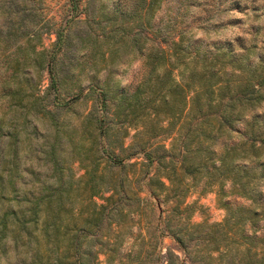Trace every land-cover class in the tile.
Wrapping results in <instances>:
<instances>
[{
	"label": "trees",
	"instance_id": "trees-1",
	"mask_svg": "<svg viewBox=\"0 0 264 264\" xmlns=\"http://www.w3.org/2000/svg\"><path fill=\"white\" fill-rule=\"evenodd\" d=\"M162 1L88 0L86 29L76 35L80 56L67 58L86 71L102 111L89 113L79 129H56L45 150L52 180L37 179L19 192L10 174L15 205L0 211V241L12 234V248H23L22 264L156 260L151 235L124 254L126 263L120 253L147 205L157 212V236L168 234L191 263L264 264V111L256 110L264 103V34L261 48L252 37L238 51H192L181 39L165 49L153 32ZM130 54L145 74L126 87L111 68ZM1 95L9 106L52 115L19 84L4 86ZM5 126L1 116L0 134ZM62 138L69 158L58 154ZM137 155L141 160L125 161ZM198 184L214 190L225 210L221 221H191L185 198ZM142 188L151 200L141 197ZM164 257L173 264L177 256L168 249Z\"/></svg>",
	"mask_w": 264,
	"mask_h": 264
},
{
	"label": "rangeland",
	"instance_id": "rangeland-1",
	"mask_svg": "<svg viewBox=\"0 0 264 264\" xmlns=\"http://www.w3.org/2000/svg\"><path fill=\"white\" fill-rule=\"evenodd\" d=\"M88 11V0H0V117L4 116L6 121L3 134H0V151L3 152L0 154V189L5 197L0 199V211L15 205L9 186L10 174L17 177L19 192L30 188L37 179L52 180L45 150L56 129H79L89 113L102 111L96 94L88 88L86 71L74 67L67 58V53L69 56L75 54V59L80 56L76 35L85 31ZM153 32L155 43L165 49H169L172 41L181 39L183 47L192 51L199 48L213 52L219 47L238 51L239 45L249 43L252 37L261 48L264 0H163L154 16ZM67 39L70 46L65 43ZM111 69L115 71L113 79L126 87H132L145 74L141 59L131 60V54L126 61L114 63ZM100 76L103 77V72ZM53 79L55 83L50 87ZM17 84L27 93L33 90L40 96L41 105L51 111V117L9 106L1 95L2 89ZM256 110L264 111V103ZM132 133L130 131L125 138L126 145L131 141ZM223 143L221 140L215 148L221 149ZM68 144L65 138L61 139L57 146L59 156L70 157ZM1 157L5 159L3 164ZM139 160L141 156L137 155L125 161ZM73 169L77 174L81 173L76 163ZM142 179L144 177L141 184ZM142 189L141 197L151 200ZM228 200L235 204L248 203L236 197ZM185 202L192 206V222L215 223L225 216L214 190L203 189L201 184L187 191ZM161 206L165 209V205ZM146 207L143 217L134 216L131 234L120 250L122 261L125 262L124 254L129 249L139 246L142 237L151 235L150 240H155L160 257L145 264H166L164 256L168 249L177 256L173 258V264H193L176 248L168 234L157 236L154 229L157 212L150 208L152 206ZM11 235L0 241V264H22L23 248H12ZM100 259H103L102 255Z\"/></svg>",
	"mask_w": 264,
	"mask_h": 264
}]
</instances>
